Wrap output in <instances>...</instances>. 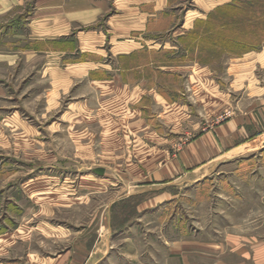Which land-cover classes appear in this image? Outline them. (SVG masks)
<instances>
[{
    "label": "rangeland",
    "instance_id": "1",
    "mask_svg": "<svg viewBox=\"0 0 264 264\" xmlns=\"http://www.w3.org/2000/svg\"><path fill=\"white\" fill-rule=\"evenodd\" d=\"M234 2L238 12L227 3L195 15L190 1L179 9L178 25L154 43L155 66L175 73L149 70L160 98L147 91L142 112L136 96L99 92L61 124L70 96L47 109L38 58L21 56L13 67L0 60V264H36L34 253L55 257L75 245L84 248L80 264L93 250L94 264L182 263L183 255L264 264V153L257 163L230 158L200 181L199 166L180 156L236 115L263 121L264 0ZM28 4L0 18V39L24 32ZM230 20L241 45L226 50L222 23ZM10 25L21 30L11 34ZM249 46L263 51L259 61L232 58Z\"/></svg>",
    "mask_w": 264,
    "mask_h": 264
},
{
    "label": "crops",
    "instance_id": "2",
    "mask_svg": "<svg viewBox=\"0 0 264 264\" xmlns=\"http://www.w3.org/2000/svg\"><path fill=\"white\" fill-rule=\"evenodd\" d=\"M188 1L196 7L192 10L195 15H208L236 0H0V18L16 13L21 7L25 9L27 2L33 7L30 20L22 27L23 33L13 32L21 29L10 25L8 31L13 32L15 39H0V47L6 49L0 54V60L13 67L21 56L25 62L38 58L39 73L49 82L47 109L59 108L63 97L70 96L66 110L58 119L61 124L69 122L65 117L69 110L87 105L89 95L99 92L136 96L134 102L142 112L146 108L143 101L147 91L155 94L157 102L160 98L158 86L150 85L147 80L149 70L175 73L172 69L175 66L168 70L159 66V62L155 66L154 60L161 52L154 43L160 35L175 29L179 19L177 13ZM72 33L74 38L68 37ZM16 44L20 46L18 51ZM260 51L252 50L232 58L240 63L241 59L255 54L253 61H259L257 55L263 52ZM238 67L233 65L231 72ZM81 98L85 99L80 101ZM256 117L253 121L245 120V115L241 114L217 124L199 135L190 152L181 153L184 166L188 163L191 167L199 166L195 181L217 171L219 163L229 162L230 158L239 162L244 158L255 163L261 160L264 117L263 121ZM174 184L168 182L164 187ZM68 251L55 257L34 253L38 255L35 263L80 264L78 255L84 253V248L75 245ZM88 252L84 264H94L97 251ZM183 256L182 263L170 260L169 256L165 263L159 264H198Z\"/></svg>",
    "mask_w": 264,
    "mask_h": 264
},
{
    "label": "trees",
    "instance_id": "3",
    "mask_svg": "<svg viewBox=\"0 0 264 264\" xmlns=\"http://www.w3.org/2000/svg\"><path fill=\"white\" fill-rule=\"evenodd\" d=\"M239 5H240V2H233V3H229L227 5H224V6L238 12L239 11ZM224 6H222V7H224ZM220 8H218V9H220ZM234 24H235V22L233 20L222 23V26H224L222 28L225 29L224 31L227 32L228 33L227 36H229V37H227V40L226 39L224 40V44L221 43V46L223 47V49H226V50L229 49L230 50V47L234 48V47H238L241 45L239 43H236V41H235V40H237L239 35L233 36L234 35L233 33L232 34L229 33V31L237 30L238 24L237 25L236 24L234 25ZM217 27L221 28V27H219V25H217ZM210 32H212V31H210ZM222 33H223V31L218 29V35H222ZM243 49L245 50L243 52H248V51L256 50V46H249V47H246ZM99 172L102 173L103 169H99Z\"/></svg>",
    "mask_w": 264,
    "mask_h": 264
},
{
    "label": "bare ground",
    "instance_id": "4",
    "mask_svg": "<svg viewBox=\"0 0 264 264\" xmlns=\"http://www.w3.org/2000/svg\"><path fill=\"white\" fill-rule=\"evenodd\" d=\"M43 164V163H42Z\"/></svg>",
    "mask_w": 264,
    "mask_h": 264
}]
</instances>
